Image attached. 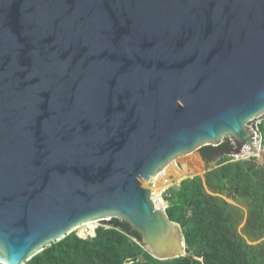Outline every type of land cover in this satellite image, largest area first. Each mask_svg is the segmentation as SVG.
I'll list each match as a JSON object with an SVG mask.
<instances>
[{
    "label": "water",
    "instance_id": "95a60500",
    "mask_svg": "<svg viewBox=\"0 0 264 264\" xmlns=\"http://www.w3.org/2000/svg\"><path fill=\"white\" fill-rule=\"evenodd\" d=\"M262 115L264 0H0V264L113 218L186 256L153 179L226 136L263 165Z\"/></svg>",
    "mask_w": 264,
    "mask_h": 264
},
{
    "label": "trees",
    "instance_id": "16d2710c",
    "mask_svg": "<svg viewBox=\"0 0 264 264\" xmlns=\"http://www.w3.org/2000/svg\"><path fill=\"white\" fill-rule=\"evenodd\" d=\"M258 128L264 146V118ZM234 150L230 138L217 146L203 145L199 152L206 173L185 178L165 194L168 216L182 227L186 256L154 258L127 222L113 218L102 221L94 236L74 231L25 264H264V164L254 156L234 160ZM168 168L180 178L186 173L177 171L174 161ZM154 186L162 185L155 179ZM228 198L244 204L247 213Z\"/></svg>",
    "mask_w": 264,
    "mask_h": 264
},
{
    "label": "rangeland",
    "instance_id": "374dc122",
    "mask_svg": "<svg viewBox=\"0 0 264 264\" xmlns=\"http://www.w3.org/2000/svg\"><path fill=\"white\" fill-rule=\"evenodd\" d=\"M264 115H262L259 118H255L253 121L249 122L248 125L251 129H255L257 131V145L262 147L264 149V146L262 144V137L261 134L259 132V128H258V124L263 120ZM230 138L231 140H233L231 137L226 136L221 140V143L223 141H225L226 139ZM234 142V141H233ZM235 143V142H234ZM245 151H249V150H245ZM257 156H261L259 154H256ZM244 157H256L257 161L259 160V157L255 156L254 154H251L250 152H245V154H243ZM221 156L216 157L212 162L211 165H215L218 160L220 159ZM263 159V158H260ZM177 161V162H176ZM263 162V161H262ZM177 163L178 166L183 170V172H186L185 175L183 177L180 178V176L176 175L175 172H172V170H167L166 174L169 175V173H171V175L173 176V178H175L174 184L178 185L183 179L187 178V177H191V176H195V175H204L206 173V169H207V165L205 163V161L203 160L199 150L195 151L192 154L186 155V156H182L178 159H176L174 161V164ZM186 167V168H184ZM170 169V168H169ZM179 179V180H178ZM162 186L156 187L153 186V190L158 192L161 191L163 189L164 184H161ZM228 200L233 203V204H238L244 211V213H247V208L244 206V204H240L237 202V200H233L232 198H228ZM102 222H97L96 224H94L95 226L93 228L84 226L82 229H77L76 232L78 235L80 236H88V235H94L96 233H94L96 230V228L101 224ZM245 223V222H243ZM242 223V225L240 226V231H242V228L244 226V224Z\"/></svg>",
    "mask_w": 264,
    "mask_h": 264
},
{
    "label": "built area",
    "instance_id": "2783aa9c",
    "mask_svg": "<svg viewBox=\"0 0 264 264\" xmlns=\"http://www.w3.org/2000/svg\"><path fill=\"white\" fill-rule=\"evenodd\" d=\"M243 154H240V155L234 154V155H231V156L233 157L234 160H239V159H244L245 158L243 156ZM176 166L178 168H180L178 166V164H176ZM163 172H164V170H162L160 173H158L157 176H155V178L157 179V181H159V184H164L165 187L161 191H159L160 193H157L156 191H154L153 190L154 179H155L154 178L153 179V186H152L151 189H152V197H153L155 205L158 208L162 209V210H166L168 206H167V201L165 199V194H166L167 190H169L172 186L175 185L174 184L175 178H173L171 173H169V175L165 174L163 176H159ZM94 233H96V232H94ZM94 235H91V236H94ZM82 237H86V236H82Z\"/></svg>",
    "mask_w": 264,
    "mask_h": 264
},
{
    "label": "bare ground",
    "instance_id": "6f19581e",
    "mask_svg": "<svg viewBox=\"0 0 264 264\" xmlns=\"http://www.w3.org/2000/svg\"><path fill=\"white\" fill-rule=\"evenodd\" d=\"M257 148H258V147H257ZM258 149H259V148H258ZM258 149H257V150H258ZM245 150H247V149H245ZM245 150H244V154H245V152H250V151H245ZM257 150H256V151H257ZM258 152H262V151L258 150ZM250 153H251V152H250ZM254 154H259V153H254ZM176 164H177V163L174 164L175 169H176L177 171L183 172V170H182L181 168H178V167L176 166ZM167 170H168V171L170 170V169L168 168V166L165 167L164 172L161 173L159 176H163V175H165ZM155 179H156V178H155ZM155 179H154V182H155ZM178 180H179V179H178ZM164 187H165V186H163V188H164ZM90 223H97V222H88V223H86V224H90ZM86 224H83V226H85ZM80 227H82V226H80ZM80 227H78V228H80Z\"/></svg>",
    "mask_w": 264,
    "mask_h": 264
}]
</instances>
